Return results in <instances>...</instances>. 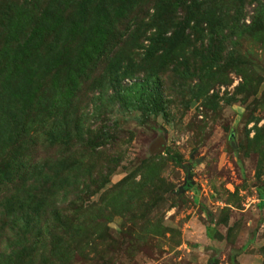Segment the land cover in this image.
<instances>
[{"label": "rangeland", "instance_id": "rangeland-1", "mask_svg": "<svg viewBox=\"0 0 264 264\" xmlns=\"http://www.w3.org/2000/svg\"><path fill=\"white\" fill-rule=\"evenodd\" d=\"M38 2L34 12L40 13L49 0ZM152 2H143L149 13ZM50 3L62 4L56 0ZM251 8L247 4L238 14L240 21L249 22ZM155 30H145V36ZM229 35L231 39L225 45L234 47L237 68L224 67L207 82H201L195 71H188L187 77H182L180 71V77L176 71H166L161 75L165 80L162 89L166 103L155 114L120 109L118 103L109 99L112 89L105 84L93 88L84 84L77 93L66 89L60 99L64 106L57 104L55 95L50 93V101L57 104L60 112L58 121L71 131L74 123L79 122L83 129L102 126L116 138L102 148L103 155L115 157L111 162H115L114 170L108 182L85 201L99 205L104 197L100 205L106 215L95 217L98 211L92 209L94 215L88 214L81 227L86 245L73 243L65 264H264V44L247 33L239 37L230 31ZM259 36L264 38V29ZM142 38L140 34L130 36L117 46V56L131 60V72L135 74L123 78V84L146 75L144 58L151 66L160 65L164 59L160 45L152 47L149 39ZM186 42L192 44L191 40ZM8 47L5 38H0L1 77L3 65L8 64ZM18 68L25 71L23 66ZM243 74L250 77L246 87L245 83L242 85ZM198 86H202V94L193 97ZM101 95L103 100H98ZM10 97L6 101L10 102ZM32 130L26 137L33 136ZM36 136L40 142L47 140L45 130ZM44 142L37 148L42 147L43 151ZM8 148L0 150V156ZM37 148L33 150L42 152ZM65 148L71 154H80L75 152L74 140ZM66 149L59 145L57 151L47 155L54 156ZM150 152L160 153L161 157L151 160L148 172L140 171L143 164L147 165L143 161ZM172 154L179 163L171 159ZM142 173H147L145 178ZM126 176L134 179L132 189L136 193L131 199L125 200L122 191L126 187L102 195ZM79 180L83 181L80 177ZM17 187L9 192L14 194L7 196L8 200L17 196ZM128 201L140 202L131 207L139 209L133 213L141 219L144 229L126 218L124 207ZM6 203L0 202V226L4 225L0 227V259L3 255L27 254V264H57L48 237L47 241H38L35 227L29 233L16 230L9 219L2 217ZM206 211L212 213V226L217 229L209 226L211 235L206 232ZM127 230L133 241L120 238L121 232Z\"/></svg>", "mask_w": 264, "mask_h": 264}, {"label": "trees", "instance_id": "trees-1", "mask_svg": "<svg viewBox=\"0 0 264 264\" xmlns=\"http://www.w3.org/2000/svg\"><path fill=\"white\" fill-rule=\"evenodd\" d=\"M38 1L0 0V38L9 43L8 64L5 62L2 67L3 78L0 75V143L3 141L0 150L9 147L0 156V202H7L1 215L16 230L29 233L35 227L38 241L49 240L57 264H65L73 243L86 245L81 227L88 214L94 215L92 209L98 211L95 217L106 215L100 205L104 197L99 205L85 201L108 182L114 170L115 162H111L115 157L103 155L102 148L116 138L102 126L83 129L76 122L71 131L64 122H59L57 104L61 102L64 106L60 100L62 92L70 88L77 93L84 84L92 88L105 84L112 89L109 99L122 110L140 114L162 111L166 100L162 89L165 80L161 75L166 71H176L179 77L190 76L188 71H195L201 82H207L224 67L237 68L234 47L225 45L231 39L227 36L230 31L239 37L250 34L264 44V38L259 36L264 29V0H152L150 13L143 5L144 0H56L62 3L56 6L49 0L44 10L37 13L34 11ZM247 4L252 6L248 23L244 19L240 21L241 15L238 16ZM145 14L148 16L144 17ZM122 19L127 23L123 24ZM152 28L155 32L145 36V30ZM138 34L149 39L152 47L160 45L164 59L160 65L153 64L154 67L144 58L146 75L123 84L120 82L123 78L135 74L131 72L132 61L117 56V46ZM186 40L192 44L185 43ZM19 66L25 71H20ZM242 78L246 87L250 77L243 74ZM198 87L193 97L201 96L202 86ZM50 93L55 95L56 105L50 101ZM9 96L10 102L5 99ZM98 100H103V95ZM30 129L33 136L26 137ZM44 130L47 140L40 142L36 135ZM72 140L79 155L65 148ZM43 142L42 151V147H37ZM59 145L66 150L49 157V151H57ZM34 147L42 152H36ZM160 157V153L150 152L143 161L147 165L143 164L140 171L148 172L150 162ZM170 157L179 163L175 155ZM146 175L142 173V178ZM132 180V176H126L102 195L126 187L122 191L125 200L131 199L136 193ZM16 187L17 196L8 200L7 196L14 194L9 192ZM136 203L140 202L128 201L125 216L131 224L144 229L141 219L133 213L139 209L131 207ZM206 214L209 221L206 232L211 235L212 213L206 211ZM213 230L217 229L213 227ZM128 233V230L121 232L122 241H133ZM27 259V254L3 255L0 264L1 261L27 264Z\"/></svg>", "mask_w": 264, "mask_h": 264}]
</instances>
